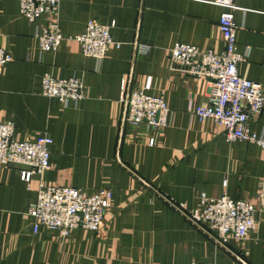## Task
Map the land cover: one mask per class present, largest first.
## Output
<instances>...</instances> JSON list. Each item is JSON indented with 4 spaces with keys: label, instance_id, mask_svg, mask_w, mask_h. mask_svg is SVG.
<instances>
[{
    "label": "crops",
    "instance_id": "obj_1",
    "mask_svg": "<svg viewBox=\"0 0 264 264\" xmlns=\"http://www.w3.org/2000/svg\"><path fill=\"white\" fill-rule=\"evenodd\" d=\"M213 0H61L58 14L65 40L55 53L39 51L36 24L20 14L19 0H0V46L13 61L0 73V123H15L18 141L41 135L54 140L51 167L36 175L31 189L18 165H0V264H264V214L243 242L217 245L193 222L201 196L254 200L264 177V151L245 141H228L223 126L199 121L190 109L207 104V79L172 70L177 43L222 53L219 30L224 9ZM244 79L264 86V0H235ZM96 20L115 24L120 49L100 62L82 53L71 38ZM46 22L43 18L40 24ZM135 44L150 47L138 53ZM77 78L85 99L67 107L44 97L42 78ZM164 93L169 126L150 146L122 132L121 81ZM251 128H264V109ZM87 193H113L100 232L78 229L69 239L41 227L28 215L41 183Z\"/></svg>",
    "mask_w": 264,
    "mask_h": 264
},
{
    "label": "built area",
    "instance_id": "obj_2",
    "mask_svg": "<svg viewBox=\"0 0 264 264\" xmlns=\"http://www.w3.org/2000/svg\"><path fill=\"white\" fill-rule=\"evenodd\" d=\"M211 3L224 9L219 20L225 45L223 52H203L194 45L177 43L170 51V67L208 80L207 104L190 109L199 121L214 120L225 128L229 142H249L264 151V128L260 132L251 128L253 119L264 109V86L244 79L239 73V65L250 57V49L242 52L238 46L234 12L242 9L235 0H213ZM60 5L61 0H19L21 16L37 25L35 38L41 53L57 52L65 40L58 19ZM43 18L46 22L40 24ZM114 26L90 20L85 31L71 40L80 45L85 56L100 62L112 49L122 47V43L116 42L112 36ZM135 47L138 53L148 54L151 50L138 44ZM12 61V55L0 46V73ZM41 85L44 97L57 99L66 107L86 96L85 85L77 78L56 79L46 74ZM150 91L151 78L143 89L138 90L131 88L128 77L122 79V132H134L136 140H145L154 146L169 126L170 109L164 93ZM15 132L13 121L0 123V165L23 167L21 180L30 190L33 177L41 176L51 167L54 140L41 135L34 141H18ZM112 200L113 193L108 189L87 193L75 187H48L42 182L28 215L33 220L35 234L44 227L58 232L63 239H69L78 229L100 232ZM260 214H264V177L254 200L232 199L226 193L217 198L202 194L200 220L193 222L217 245L226 248L231 240L241 243L256 231Z\"/></svg>",
    "mask_w": 264,
    "mask_h": 264
}]
</instances>
